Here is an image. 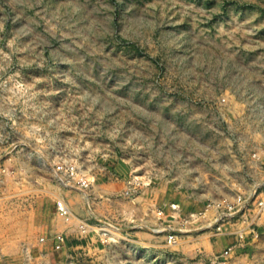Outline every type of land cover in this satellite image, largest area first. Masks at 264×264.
Masks as SVG:
<instances>
[{"label": "rangeland", "instance_id": "1", "mask_svg": "<svg viewBox=\"0 0 264 264\" xmlns=\"http://www.w3.org/2000/svg\"><path fill=\"white\" fill-rule=\"evenodd\" d=\"M262 180L264 0H0V264H264Z\"/></svg>", "mask_w": 264, "mask_h": 264}, {"label": "built area", "instance_id": "2", "mask_svg": "<svg viewBox=\"0 0 264 264\" xmlns=\"http://www.w3.org/2000/svg\"><path fill=\"white\" fill-rule=\"evenodd\" d=\"M244 198V197H243ZM238 206L233 208L232 205H229L223 213L219 214L218 221H224L234 217L238 212H250L254 211L257 214L264 213V180L259 181L258 184L250 190L249 194L242 200L241 197ZM64 209V208H63ZM65 210V209H64Z\"/></svg>", "mask_w": 264, "mask_h": 264}]
</instances>
